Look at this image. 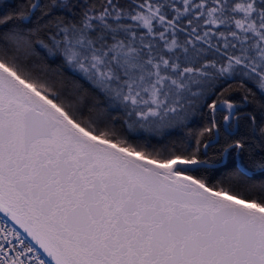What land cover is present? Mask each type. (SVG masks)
<instances>
[{
	"label": "snow or ice",
	"instance_id": "obj_1",
	"mask_svg": "<svg viewBox=\"0 0 264 264\" xmlns=\"http://www.w3.org/2000/svg\"><path fill=\"white\" fill-rule=\"evenodd\" d=\"M6 8L0 264H264V0Z\"/></svg>",
	"mask_w": 264,
	"mask_h": 264
},
{
	"label": "trees",
	"instance_id": "obj_2",
	"mask_svg": "<svg viewBox=\"0 0 264 264\" xmlns=\"http://www.w3.org/2000/svg\"><path fill=\"white\" fill-rule=\"evenodd\" d=\"M16 0H0V12L8 10L6 6L14 5Z\"/></svg>",
	"mask_w": 264,
	"mask_h": 264
}]
</instances>
